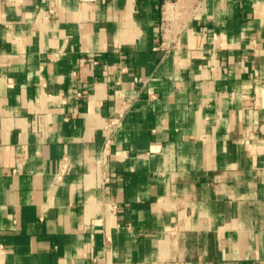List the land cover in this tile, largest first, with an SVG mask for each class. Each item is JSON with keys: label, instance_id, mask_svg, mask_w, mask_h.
<instances>
[{"label": "crops", "instance_id": "0c3cea01", "mask_svg": "<svg viewBox=\"0 0 264 264\" xmlns=\"http://www.w3.org/2000/svg\"><path fill=\"white\" fill-rule=\"evenodd\" d=\"M202 2L0 0V264H264V0Z\"/></svg>", "mask_w": 264, "mask_h": 264}, {"label": "built area", "instance_id": "2783aa9c", "mask_svg": "<svg viewBox=\"0 0 264 264\" xmlns=\"http://www.w3.org/2000/svg\"><path fill=\"white\" fill-rule=\"evenodd\" d=\"M9 1H11V2H15V3H21L23 0H9ZM201 2H202V0H201ZM200 3V2H199ZM203 3V2H202ZM202 3H201V5H202ZM200 5V6H201ZM199 6V7H200ZM181 14V11L180 10H176V12L172 9V7L171 6H167V7H165L164 8V10H163V22H162V24H163V26L164 27H169V26H171V24L173 23V21H175V20H177L180 16ZM119 123V121L118 120H112V121H110V123L108 124V128L110 129V130H112L113 129V127H115V125L116 124H118ZM109 143H110V139H107V142H106V148L108 147V145H109ZM107 149H104L103 150V152H102V162H104V160H105V158H106V155H107V151H106ZM101 163V162H100ZM63 169H64V167H63ZM104 179L106 180L107 179V177L105 176L104 177Z\"/></svg>", "mask_w": 264, "mask_h": 264}]
</instances>
